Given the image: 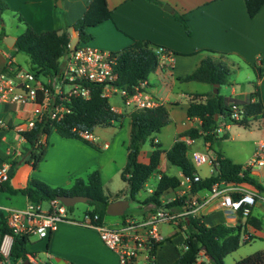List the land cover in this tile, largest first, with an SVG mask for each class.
Segmentation results:
<instances>
[{"label":"crops","instance_id":"obj_1","mask_svg":"<svg viewBox=\"0 0 264 264\" xmlns=\"http://www.w3.org/2000/svg\"><path fill=\"white\" fill-rule=\"evenodd\" d=\"M0 1L9 6L8 9L0 13V31L2 28L5 31V35L0 38L1 73L10 61L15 66L24 68L17 60L16 54L19 52L17 47L15 44L9 45L5 41L6 36L15 37L17 40V37L28 26L39 33L48 30H61L65 24H73L81 18L92 0ZM158 1H161L162 4L149 0H107L112 18L89 28V32L93 35L92 45L108 52L121 51L132 44L134 40H149L158 46L165 47L173 54L172 62L166 63L164 67H159L153 72L154 82L149 78L150 92L169 109L172 119L170 124L153 137L155 142L161 143L165 151L162 154L158 171L159 182L162 173L181 178L183 175L181 169L179 175L172 171L174 165L169 161L166 151L173 146L180 133L193 127H201V119L188 117L187 108L195 94L204 95L201 98L204 99L206 94L213 92L215 86L197 82L201 85H190V88L186 89L178 87L176 81L182 82V77L194 71L203 59L221 60L233 70L240 63L251 68L256 78L255 81L248 85H242L240 89L232 84L229 88L231 96H224L227 103L242 104L251 93L257 90L264 105V74L258 78L257 73L251 67L252 65L263 66L264 5L255 17H251L247 11L245 0ZM165 4H169L173 11L165 10ZM175 12L184 16L190 27V33L176 18ZM6 19H8L9 25L15 24L18 30L23 29L22 32L19 34L9 33ZM69 34L71 44L73 38H76L74 44L82 43L79 33L73 27L69 29ZM65 59L66 56L60 59L61 66L65 64ZM29 66L31 68L30 62ZM167 80L169 81L167 82ZM219 88L221 89V86ZM112 106L117 112L123 113L120 107ZM36 109L38 107L34 103L0 102V118L6 122V127L0 130V166L14 157L15 150L20 149L22 152V156L14 157L13 163L16 161L17 165L13 164L12 176L8 181L10 185L14 188H24L28 185L31 177H36L52 186L70 188L76 178H87L92 171L98 169L101 172L104 186L105 171L111 166L110 163L115 162L119 145L121 142L126 145L129 143L131 130L129 115H125L122 125L116 124L118 127H114V125L102 129L95 128L92 140L94 146L79 139L63 137L57 132H53L50 136H43L42 142L47 145L46 151L37 168H33L31 163L23 160L27 142L20 131L28 130L26 123L29 119L34 118ZM178 110L185 114L184 119L181 116V120H179L176 115ZM232 128L233 125L230 124L224 132H220L221 136L225 132L229 136V141L221 142V151L234 162L243 164L245 168H250L252 175L264 185V175L261 172V167L264 165L246 167L255 154L258 142L264 138L259 137L256 140L241 137L245 133L233 132ZM242 129L251 132L249 129ZM10 136L15 137L18 141L14 147L10 146ZM122 138L123 140H121ZM126 138L127 140H125ZM148 141L151 144V141ZM186 141L189 144L188 155L194 163L197 173L202 179L211 176L202 174L199 169L205 162L197 165L192 156L194 152H199L214 158L215 152L210 149L209 144L205 143L203 138H186ZM198 141L201 143H197ZM229 142H232L233 145H230ZM152 151V144L148 149L143 147L140 155L141 161L149 162ZM28 157L30 156L27 155L26 159H29ZM126 163L127 161L117 167L115 173L121 174ZM209 164L212 167V174L215 173L214 165ZM124 184L125 187L120 190L124 191L121 199H127L128 186L126 182ZM156 186L148 187L147 182L145 185L147 193L144 192L145 194L141 197L151 194L148 189L155 190ZM241 187L245 190L256 191L264 197V192L251 185ZM176 188L178 189V187ZM176 188L165 192V197L174 198L177 195ZM207 192L201 190L199 195L204 196ZM28 202H30L28 197L23 194L0 191L1 206L23 209ZM153 209L154 206L151 204L144 205L138 202L135 210L139 213L138 218L135 214H129L124 217L122 215L115 218H104L103 223L111 227H118L128 219L146 218ZM201 215L207 225L218 223L241 225L244 228L243 234H251V240L245 242L249 245H241L237 251L229 254L226 260L228 258L230 260L229 263L225 260L226 264H233L243 257L264 250V199L257 200L248 218L228 213L220 208L217 202L205 205ZM176 228L174 232L169 233L166 237L169 239L163 241L157 250V264H171L178 257V247L180 245L182 247L184 232L180 231L177 226ZM4 237L0 238V244ZM32 237L37 239L31 242ZM29 244L37 247L29 254L30 257L28 256L34 264H120L119 254L106 246L97 230L78 223L64 221L56 231L51 232L46 238L40 239L36 235L29 236ZM167 244L169 246H166ZM42 251H45L44 260H41L40 255L37 254ZM202 260H209V258L203 256Z\"/></svg>","mask_w":264,"mask_h":264},{"label":"trees","instance_id":"obj_2","mask_svg":"<svg viewBox=\"0 0 264 264\" xmlns=\"http://www.w3.org/2000/svg\"><path fill=\"white\" fill-rule=\"evenodd\" d=\"M149 1L162 4L158 0ZM245 3L249 15L255 17L263 7L264 0H245ZM8 7L5 2L0 1V13ZM175 16L190 33V27L184 16L178 12H175ZM111 18V10L107 0H92L84 15L73 24H65L61 30H48L40 33L28 26L17 37L15 46L19 52H24L29 56L31 71L40 76H54L61 69L60 59L67 54L69 49L71 41L69 29L73 27L79 33L80 41L87 42L93 38L89 28ZM4 35L5 31L2 28L0 38ZM157 48L158 45L149 40H134L132 44L116 52L118 61L115 70L119 75L116 85L132 92L133 87L141 81H149L150 75L155 72L160 62ZM262 64L263 66H251L258 78L264 74V61ZM13 66L15 67L14 63ZM6 70H8L7 67L3 71ZM233 72L234 70L225 62L206 58L194 71L182 77V80L212 85L220 84L222 86L227 84L229 76ZM86 85L91 92L89 98L72 95L65 101V104L71 109L70 113H66L59 120L46 116L41 121L36 122L32 129L20 131L27 142L23 160L31 163L33 168H37L46 151L47 145L42 142L43 136H50L53 132H57L63 137L79 139L94 146L93 141L80 134L81 131L93 132L99 126L122 125L125 115L112 108L110 99L103 95V86L96 83H86ZM203 96L195 94L187 108V116L201 119V127H193L179 134L173 146L166 151L169 161L174 166L179 167L184 175L193 176L197 169L188 155L189 144L186 138H203L205 143L209 144L210 149L215 152V157L212 158L215 173L195 182L192 189L194 192L210 191L215 183L222 181L236 185H251L264 192V185L252 175L250 168H245L243 164L234 162L221 151V142L228 139L229 136L227 132L222 136L220 132H217L221 126L226 128L229 122L233 126L244 129H250L254 124H258V128L264 126V105L259 91L256 90L251 93L242 104H228L225 96L221 94L220 88L218 93L211 91L205 95L204 99H201ZM235 110L239 112L238 119L231 118ZM129 117L131 130L127 145V163L121 172V178L128 186L126 198L144 205L151 204L154 207H160L162 206V195L169 189L179 186L180 178L178 176L162 173L153 193L141 196L146 191L145 185L148 180L159 171L162 154L165 151L161 143H156L153 137L171 123L169 109L163 104L154 108L134 109L130 112ZM148 140L151 141L153 151L149 162L146 163L141 161L140 155ZM27 155L30 156L29 159H26ZM13 164L17 165V162L15 161ZM0 191H7L10 194H23L28 197L30 202L36 204L65 195L88 196L91 198L88 201L91 205L88 211L98 213L101 222L108 216L106 209L109 203L123 198L124 194V191H120L115 198L106 194L102 175L98 169L92 171L87 178H76L70 188L52 186L36 177H31L28 185L24 188H14L10 182H7L0 188ZM234 196L237 195L234 194ZM183 203L184 198H178L166 207L180 209ZM124 216L126 213L122 217ZM184 224L185 228L179 229L185 234L181 244L186 243L188 248L183 249L180 245L178 247L179 255L171 264H194L202 250L209 260H202L201 264H226V257L237 251L243 242L244 228L241 225H227L225 223L207 225L203 217L193 216L189 217ZM6 234L13 235L10 252L12 262L17 263L28 259L29 254H31L28 249L29 237L14 234L7 224L5 212L0 211V238L2 239ZM233 264H264V250L243 257Z\"/></svg>","mask_w":264,"mask_h":264},{"label":"built area","instance_id":"obj_3","mask_svg":"<svg viewBox=\"0 0 264 264\" xmlns=\"http://www.w3.org/2000/svg\"><path fill=\"white\" fill-rule=\"evenodd\" d=\"M157 53L160 55L158 68L173 61V54L165 47L158 46ZM65 56V64L54 76H40L31 70L12 67V61L7 66L8 70L0 73V102L34 103L38 107L34 118L26 123L28 129H32L36 122L46 116L59 120L66 113H70L71 109L65 104L70 96L89 98L91 92L86 83L102 85L105 97L110 99L119 95L124 104L132 106L133 109L154 108L162 104V101L150 92L148 80L135 85L132 92L116 85L119 75L115 70L118 61L115 52L82 43H70ZM112 108L115 110L113 106ZM231 118H239L238 110H235ZM229 125L230 122L226 128ZM4 127L6 122L0 118V130ZM226 128L221 126L217 132H223ZM80 134L88 140L94 139L91 131H81ZM13 155L16 158L22 156V152L17 149ZM14 157L0 166V188L11 178ZM192 158L197 165L203 162L213 165V159L207 154L194 152ZM261 165H264L263 139L258 142L255 154L246 167ZM201 180L202 177L197 172L193 176L183 174L174 198L165 197L163 194L162 206L154 207L146 218L128 219L118 227L104 224L100 221V215L91 211L85 212L81 219L73 218L69 214V206L58 198L49 201L48 209L43 208L42 203L28 202L23 209L0 205V211L5 212L7 224L14 234L28 237L36 235L43 239L56 231L64 221L78 223L97 230L106 246L119 254L120 264H157V250L166 239L161 232L162 224H174L178 229L185 228L184 222L189 217H202V208L213 202H217L219 207L228 213L248 218L257 200L264 199L256 191L245 190L241 187L243 185L225 181L215 183L210 191L200 196L199 191L194 192L192 189L193 184ZM148 191L153 193L154 190L148 189ZM234 193L237 196H234ZM178 198H184L180 209L166 207ZM242 240L243 242L251 240V234H243ZM12 243L13 235L6 234L0 244V264L22 263V261L12 262L10 258ZM182 248L187 249L188 245L183 243ZM203 256H205L204 250L200 251L199 258L194 264H201Z\"/></svg>","mask_w":264,"mask_h":264},{"label":"rangeland","instance_id":"obj_4","mask_svg":"<svg viewBox=\"0 0 264 264\" xmlns=\"http://www.w3.org/2000/svg\"><path fill=\"white\" fill-rule=\"evenodd\" d=\"M6 22H8V26H7V30L9 33H13V34H19L22 32L23 29H17L15 24H10L9 25V21L8 19H6ZM76 41V38L72 39V44H74ZM92 39L87 41V42H82V45H88V46H92L94 47V45H92L91 43ZM17 56V60L20 62V64L27 70H31L30 66H29V57L27 56V54H25L24 52H18L16 54ZM236 64H238V62L236 61ZM176 81V78H174ZM255 75L254 72L251 68H249L248 66H245L244 64H239V66H237L236 68H234V72L231 73V75L229 76L228 79V83L225 85L221 86V93L225 96H231L230 94V86H232V84H234L235 86H237L239 89L240 87H242V85H248L250 84V82L255 81ZM150 80H152V82H154L155 80V76L153 75V73L150 75ZM169 80H167L168 82ZM177 86L178 87H182V88H186L189 89L190 85H201L199 83H197V81H182V82H178L176 81ZM165 85V84H163ZM166 86V85H165ZM216 89V87L213 88V91ZM110 103L111 105H115L117 107H120L123 110L124 115H129L131 111H133L134 109L132 108V106H128V105H124V103L122 102V99L119 95H115L113 97L110 98ZM229 103V102H228ZM230 104V103H229ZM116 111V110H115ZM177 117L179 118V120H181V116L184 119L186 116L185 114L181 111L178 110L176 112ZM258 124H254L252 128H250L249 130H251V132L249 131H245L242 129V127H237V126H233L232 131L233 132H240V133H245L243 136L241 137H245V138H253V139H259L260 138H264V126L258 128L257 126ZM128 126V125H127ZM114 127H118V125H115ZM103 127H96V129H102ZM98 131V130H97ZM262 133V134H261ZM239 138V137H238ZM10 139V146L14 147L17 144V139L15 137H9ZM123 140V138L121 139ZM127 140V138L125 139ZM224 141H229V139H226ZM126 142V141H125ZM197 143H201V141H198ZM230 145H233L232 142H229ZM150 142L148 141L145 146L144 149H148V147H150ZM164 149L166 150V147H164ZM192 155V152H190ZM127 161V145L125 143H122L119 145L118 148V152L115 156V162L114 163H110L111 166H109V168L105 171V176H104V190L105 193L114 197L116 196V194L122 190L125 187L124 181L121 178V174L120 173H115V170L117 169V167L121 166V164H123L124 162ZM200 171L202 174H208V175H212V167L210 166L209 162H205L203 163L200 167H199ZM179 170L180 168L177 166L173 167V172H176V174L179 175ZM261 172L264 175V166L261 167ZM86 178V177H84ZM158 183V172L153 174L151 176V178L148 180V187H155ZM147 187V188H148ZM147 193V192H145ZM143 193V194H145ZM138 202L134 201V200H130V205L128 210L126 211V216L129 214H135L137 216V218L139 217V213L136 212V208H137ZM43 208L48 209L49 208V201H45L43 202ZM91 205L88 202H78L76 203L74 206H72V208L70 209V216H72L73 218L76 219H81L85 212H87L88 210H90ZM116 216H111L108 215L105 218L109 219V218H115ZM161 228V232L162 235L167 237L169 235V233L174 232L177 228L174 224H167L164 223L160 226ZM182 231V230H180ZM37 238L32 237L31 238V242L35 241ZM242 246H248L249 244H245V242H242L241 244ZM166 246H169L168 244ZM28 249L30 250V252L33 251V249H37L36 246H32L31 244L28 245ZM45 252V251H44ZM44 252H40L37 253L39 256V258L41 260H44ZM226 260V259H225ZM230 258H228L226 261L227 263H229Z\"/></svg>","mask_w":264,"mask_h":264},{"label":"water","instance_id":"obj_5","mask_svg":"<svg viewBox=\"0 0 264 264\" xmlns=\"http://www.w3.org/2000/svg\"><path fill=\"white\" fill-rule=\"evenodd\" d=\"M164 9L170 12L173 11V8L169 4H165ZM5 41L9 45H14L16 42V38L12 36H6ZM214 86L216 87V89L214 90V93H218L220 84H214ZM58 199L61 200L65 205L69 207L74 206L78 202H88L91 200L90 197L84 196V195H73V196L65 195V196H59ZM129 205H130L129 199L115 200L109 203V205L107 206L106 212L108 215H111V216H122L128 210ZM22 264H34V263L31 262L28 258V259H25Z\"/></svg>","mask_w":264,"mask_h":264}]
</instances>
